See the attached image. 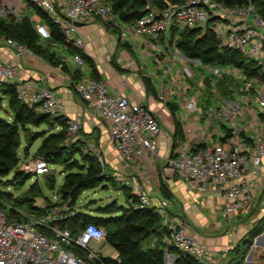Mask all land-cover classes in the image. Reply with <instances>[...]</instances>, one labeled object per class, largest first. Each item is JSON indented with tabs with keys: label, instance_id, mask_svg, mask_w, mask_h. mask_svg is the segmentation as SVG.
Segmentation results:
<instances>
[{
	"label": "built area",
	"instance_id": "1",
	"mask_svg": "<svg viewBox=\"0 0 264 264\" xmlns=\"http://www.w3.org/2000/svg\"><path fill=\"white\" fill-rule=\"evenodd\" d=\"M13 1L16 2L15 6H12L8 0H0V15H17L16 7L20 6L19 9L22 10L23 3L29 2L53 18L67 43H72L82 50L84 42L79 34V25L91 18H99L102 22L116 27L119 31V39L124 42L142 39L145 35L154 39L162 36V43L165 45H170L171 28L175 27L180 31L185 28L204 27L213 18L209 26L215 39L221 45L237 49L245 56L255 59L264 70V26L260 28L245 19L248 13H254L251 6L226 7L214 0H185L183 4L170 5L161 11L149 9L133 22L121 24L111 5L105 0ZM33 27L41 40L50 38L49 29L44 23L37 22ZM3 41L7 46L16 49L17 55L33 54L26 45L15 40L3 38ZM174 56L165 71V74L169 73L173 76L171 88H167L166 82L162 81L157 89V98L164 107L170 103L172 96L187 94L190 90L187 78L191 70L189 72L188 68L185 70L173 68L175 58L176 61H191L203 65L199 60L186 58L181 54L178 55L179 58ZM68 61L75 67L84 64L79 53L72 54ZM204 66L211 71V77L221 79L225 75L240 74L235 67ZM143 68L142 64L138 66L140 70ZM14 76L13 64L0 61V81L11 82ZM261 84L256 79L245 80L240 91L256 90ZM73 88L93 114L107 123L109 140L122 160L130 163L140 162L144 156L151 159L158 158L159 137L162 130L159 111L151 110L147 105L130 100L124 95L109 92L107 85L101 79L82 76L73 83ZM258 93L261 95L259 102L264 107V94L260 91ZM16 96L29 107L37 104L38 111L51 115H55L61 107L51 91L35 88L29 81L21 82L16 86ZM220 100L222 103L214 108L209 116L215 117L220 122H226L232 130L228 147L219 142L208 145L206 136L201 131L194 146L190 145L189 141L182 142L171 150L166 160L168 168L178 172L181 178L189 181L201 192H206L211 187L218 188L225 198L223 215L229 216L243 210L248 205L251 191L259 186L257 178L261 173L264 158V134L255 131L249 138L241 132L239 121L245 112V99L235 96L232 100L226 101L220 96ZM198 101L199 93L192 92L183 103V107L187 111H194ZM65 126L67 136L78 133L82 128V117L80 115L66 117ZM247 139H250L251 143ZM48 169L49 163L39 155L25 161L22 167V170L37 175L45 174ZM249 174L250 178L247 177ZM122 182L137 196L136 209H153L164 219L169 246L189 254L199 264H218L216 256L202 242L186 232L179 218L166 214L168 203L151 196L145 186L139 182H131L130 178H123ZM39 207L43 209L40 214L14 207V213L21 218L18 220L9 215L8 212L12 208L10 204L0 206V264H119L121 262L119 253L113 247L112 256L102 254L107 244L106 231L103 227L89 222L72 234L69 228L59 224V221L67 219L75 212L70 197L62 200L61 205L49 207L39 205ZM106 258L111 259L112 262H107Z\"/></svg>",
	"mask_w": 264,
	"mask_h": 264
},
{
	"label": "crops",
	"instance_id": "2",
	"mask_svg": "<svg viewBox=\"0 0 264 264\" xmlns=\"http://www.w3.org/2000/svg\"><path fill=\"white\" fill-rule=\"evenodd\" d=\"M22 6L21 12L27 11L23 15L28 16L33 25L37 23L38 21L33 20L34 17L40 18L34 9L28 7L26 2ZM248 14L245 18L248 23L263 28V22L256 13ZM79 34L84 42L83 52L93 60L100 79L105 82L109 92L124 95L130 100L147 105L151 110L160 112L162 130L157 159L144 156L140 162L127 163L117 152H114V145L108 137L107 123L93 114L73 88V83L78 80L75 72H78L80 78L89 76L90 68L86 63L75 67L69 62L68 58L72 54L66 51V47L57 44L49 47L50 51H55L60 57L59 63L56 64L45 57L46 52L17 55L16 49L7 46L3 37H0V60L11 62L15 67V76L11 82L16 86L21 82L29 81L35 88H45L51 91L61 106L55 115L59 114L64 117L80 115L82 117L81 133H95L100 147L110 153L111 162L116 158L117 170H115L119 179L130 178L131 182L143 184L150 195L155 198L161 196L159 183L164 182L172 193V198L168 200L170 208H166V214L176 219L179 218L186 232L202 242L216 256L218 264H223L227 254L231 253L235 247L241 246L244 235L252 227L253 221L264 215V158L261 173L257 178L259 186L251 191L246 208L229 216L223 215L225 198L218 188L211 187L206 192H201L189 181L181 178L178 172L168 168L166 160L171 150L182 142L189 141V144L194 146L201 131L204 132L208 145L219 142L228 147L232 130L225 123L209 116V113L222 103L220 96L199 91L197 108L194 111H187L183 103L193 92L189 90L187 94L181 93L171 97L169 104L174 105L175 110H171L168 104L164 107L157 98L158 84L164 81L167 88H171L170 83L173 76L169 73L165 74V71L172 58L175 57L174 55L179 58L180 53L177 49L172 51L171 45L163 44L161 38L154 39L146 35L142 39L124 42L119 39L118 32L106 27L98 18H91L80 24ZM176 59L173 68L185 70L184 61H176ZM112 62L121 70L116 69ZM140 64L144 66L142 70L138 69ZM84 69L87 70L86 73ZM142 76L150 79L155 93L147 91ZM250 90L239 91V93L244 92L252 98H257L259 95L255 100L257 103L261 96L258 91L264 94V84L257 86L256 90L252 89L253 93ZM252 102L254 100L251 99L244 102L245 112L239 121L241 132L249 138L255 131L264 134V123L258 116L259 112H264V107L260 102L252 106ZM175 120L179 123L181 136H175ZM248 142L251 143V140ZM247 177L250 178L251 175ZM255 200V207L259 212L262 211L259 216L253 219L252 213L248 218L239 219L238 214L246 211ZM219 215H223L229 224L222 232H212L210 229L216 224L217 229L219 228V219L216 217ZM163 241L167 244L164 248V261L171 264L177 255L170 249L166 236ZM254 251L255 248H253Z\"/></svg>",
	"mask_w": 264,
	"mask_h": 264
},
{
	"label": "trees",
	"instance_id": "3",
	"mask_svg": "<svg viewBox=\"0 0 264 264\" xmlns=\"http://www.w3.org/2000/svg\"><path fill=\"white\" fill-rule=\"evenodd\" d=\"M105 1L111 5L117 20L121 24H126L133 22L145 14L149 9L161 11L170 5L183 4L185 0ZM214 1L221 3L226 7L251 6L253 12L260 17L264 25V0ZM26 3L28 7L34 9L36 15L48 27L50 38L48 40H42L43 43L41 44V39L35 32L33 22L30 18L26 15L18 17L15 14L0 15V37L12 39L20 44L26 45L33 54L46 52L45 57L56 64L59 63L58 59L60 57L55 51H50L49 47L52 44L62 45L66 47V51L70 54L79 53L81 55L84 63L90 68L89 77L100 79V75L98 74L93 60L85 54L82 49L65 41L59 25L53 20V18L46 14L42 9L29 2ZM212 20L213 18H211L208 21V24L204 27L185 28L180 31L175 27L171 28L169 42L174 43L178 52L186 58L197 59L203 65L235 67L243 76L244 80H242V82L249 79H256L258 82L264 84V70H262L261 66L255 59L245 56L237 49L221 45V43L215 39L214 33L209 26ZM104 25L119 34L116 27H112L107 23H104ZM160 38L162 40V36H160ZM55 58L57 59L56 61L54 60ZM112 65L116 69L121 70L114 62H112ZM75 74L79 80L80 76L78 72L76 71ZM230 76L231 75H225L223 79L219 80L217 83L221 95L228 99L234 98L233 93H235L236 86H238ZM142 80L147 91L155 93L150 79L147 76H142ZM0 93L2 96L6 97L8 111L10 113L9 119L0 116V178L6 176L11 170H14L13 177L10 180H6L4 185H7L9 182H17L19 185H22L29 175L26 171H19L17 169V164L19 162L17 150L20 145V129L29 123H46L52 125L54 128H58L56 132L48 136L42 135V137L44 136L43 141L36 150V155L43 156L48 163H56L58 158L67 156L71 152L66 146H64V141L67 138L65 128L66 117L59 114L51 115L43 113L37 110V104H33L29 107L27 104L21 102L16 96L15 83L0 81ZM168 105L170 104L168 103ZM170 109L175 110V106L170 105ZM258 116L264 123V112H259ZM174 123L175 136H181L178 121L175 120ZM247 140L250 141V139ZM78 154H80L82 159L87 163V166L81 167V164L73 159L69 169L78 168V171H69L65 175L60 188L61 198L65 200L67 197H70L71 205L76 203L79 195L85 189L94 188L99 185L104 186L112 180L111 175L108 172L102 171L96 155L81 152H78ZM121 188L126 195L128 203L127 207L116 204H108L103 207H98L100 213L108 214V216L105 217L94 216L85 210H78L67 219L59 221V224L62 227L69 228L72 234H75L80 227L89 222L103 227L106 231L105 242L119 253L121 259L119 264H165L164 248L167 244L163 241V238L168 235V231L163 228V230L161 229L159 232L153 230L154 225L157 222H160L161 217L150 208L143 210L136 209L135 206L138 202L137 196L131 192L128 186L123 184ZM159 192L162 197L168 200L172 198V193L162 181L159 183ZM39 194L40 190L35 182L31 185L29 193L12 198L9 195L8 197L13 201L10 204L12 208L8 212L9 215L13 216L15 219L21 220L13 210L17 205L24 206V210L27 212H35L36 214L42 213L43 209L35 204V197ZM1 195L3 194L0 192V206L3 204ZM56 204L57 203L52 204L47 202L45 205L49 207ZM263 231L264 215L247 231L246 235L249 238H244L242 241L243 245H241L243 247L249 246L251 244V239L261 234ZM149 232H153V234L157 236L155 237L157 240L154 244L146 245L144 247L143 244L148 237ZM170 249L175 251L177 255V258L171 264H199L189 254L180 252L171 246ZM232 251L235 254H239V246L232 249ZM80 252L83 253L82 251ZM106 260L109 263L112 262L109 258H106ZM230 264L240 263L234 262Z\"/></svg>",
	"mask_w": 264,
	"mask_h": 264
},
{
	"label": "rangeland",
	"instance_id": "4",
	"mask_svg": "<svg viewBox=\"0 0 264 264\" xmlns=\"http://www.w3.org/2000/svg\"><path fill=\"white\" fill-rule=\"evenodd\" d=\"M9 3L12 6H15L16 2L13 0H8ZM17 6V5H16ZM20 6L15 9V12L18 13L17 16H22L23 14L27 13V11L19 12ZM248 16H251L248 14ZM35 21L42 22L40 19L34 17ZM162 41V40H161ZM169 44L172 47V51L176 49L174 46V43L169 42ZM1 61V60H0ZM2 62V61H1ZM186 64V69L188 68V71L191 74L188 76L187 80L190 85V91L193 92H205V93H212L220 95L223 100L229 101L232 100L228 99L225 96L221 95V92L219 91L217 87V83L219 80L223 78H216L211 77V71L207 69L204 65H199L197 63H192L191 61H184ZM182 69V68H181ZM86 69H84V73H86ZM193 73V75H192ZM233 78L234 82L238 84L235 89V93H233L234 97L239 96L240 98H243L245 100H254L252 102V106H256L259 101L256 103V99L259 95H257V98H252V96H248L246 93L242 92L239 93L240 88L243 87L242 80L243 77L237 73L236 75L230 76ZM252 92V90H250ZM237 93V94H236ZM253 93V92H252ZM247 97V99H246ZM10 113L8 111V104L5 96H2L0 93V116L3 118H8ZM226 124V122H223ZM58 128H54L52 125H48L46 123L41 124H34L29 123L22 127L19 131L20 134V145L17 150V154L19 157V162L17 164V169L20 171L22 170L23 164L25 161L29 160L31 157L36 156V150L40 146V144L43 141L44 136H48L54 132L57 131ZM42 135H44L42 137ZM64 146H66L71 152L67 156H63L61 158L57 159L56 163H49V169L45 174H35L30 171H27V174L29 177L25 180V182L22 185H19L17 182L14 183H8L7 185H4V182L6 180H10L13 177L14 170H11L6 176L0 178V192L3 194L1 195V200L3 204H11L12 197H16L25 193H29V189L31 188V185L35 182L38 185V188L40 190V194L35 197V204L37 206L39 205H45L47 202L50 203H57L58 205L62 204V198L60 195V188L63 183V180L65 178V175L69 171H78V168H72L69 169L70 164L72 163V160L75 159L79 164H81V167H86L87 163L82 159L80 154H94L99 160L100 167L102 171L108 172L111 175L112 180L104 186H96L94 188L85 189L78 197L76 203L74 204V211H81L85 210L89 212L91 215L94 216H108L106 213H100L98 211V207H103L108 204H116L120 206L127 207L128 203L126 200V195L124 190L121 188L123 185V182L121 179L118 178L116 174V158L113 162H111V155L107 151H104L103 148L100 147V144L96 138L95 133L91 134H83L81 133V130L72 135H68L67 138L64 141ZM114 152H116L114 150ZM117 155V154H116ZM118 158V157H117ZM68 168V169H67ZM116 169V170H115ZM11 196L9 198L8 196ZM160 200H164L166 203H168V199L158 196ZM255 201H253L249 208L239 213V219H245L252 215L253 213V219H255L262 211H258L255 207ZM20 209L24 210V206H16ZM168 209L170 208L169 205H167ZM246 208V207H245ZM244 208V209H245ZM219 219V225L218 229L216 225L212 227L210 230L212 232L218 233V231H223L228 226V220L223 217V215L216 216ZM217 219V220H218ZM257 219L253 221V225L256 223ZM252 225V226H253ZM237 227V226H235ZM167 230L165 221L161 218L160 222L156 223L154 225V229L156 232H159L161 229ZM162 229V230H163ZM168 231V230H167ZM264 233V231L262 232ZM261 233V234H262ZM158 234V233H157ZM160 234V233H159ZM261 234L255 236L251 239V244L249 246L243 247L242 245L239 246V254H235L232 250L231 253H228L226 256V259H224L223 264H230L234 262H239L240 264H264V242H263V236H260ZM155 234L153 232H149L148 237L146 238L143 246L146 245H152L156 242ZM167 237V236H166ZM245 238H249L247 235H244ZM253 248H255V251L253 252ZM114 253L113 248L105 244L102 254L107 256H112ZM245 262V263H244Z\"/></svg>",
	"mask_w": 264,
	"mask_h": 264
},
{
	"label": "water",
	"instance_id": "5",
	"mask_svg": "<svg viewBox=\"0 0 264 264\" xmlns=\"http://www.w3.org/2000/svg\"><path fill=\"white\" fill-rule=\"evenodd\" d=\"M260 236H263V233H262ZM164 262H165V261H164ZM165 264H167V263L165 262Z\"/></svg>",
	"mask_w": 264,
	"mask_h": 264
}]
</instances>
